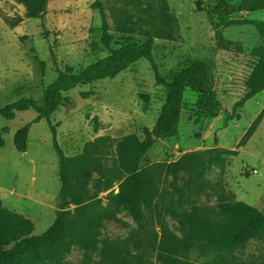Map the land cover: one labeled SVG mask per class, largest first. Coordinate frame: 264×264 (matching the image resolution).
I'll list each match as a JSON object with an SVG mask.
<instances>
[{
	"label": "rangeland",
	"instance_id": "1",
	"mask_svg": "<svg viewBox=\"0 0 264 264\" xmlns=\"http://www.w3.org/2000/svg\"><path fill=\"white\" fill-rule=\"evenodd\" d=\"M226 1L233 4L241 0ZM93 2L49 0L44 12L30 18L23 4L0 0V106L27 97L43 104L44 93L57 78L58 68L80 72L110 53L101 41L102 18L100 11L92 7ZM167 3L177 24L175 37L156 39L152 47L162 75L171 78L193 61L206 63L222 106L216 109L215 116L203 117L195 107L198 93L186 88L177 134L154 138L143 164H170L196 150L225 148L234 152L208 155L213 168L207 178L215 188L204 193L195 195L187 186L186 171L166 172L157 179L156 210L161 213L160 220L145 207L141 210L157 230L165 226L183 236L186 230L178 217L196 204L215 205L223 190L264 210V117L254 134L242 141L264 107V90L233 109L249 90V76L257 62L251 51L264 44V36L248 21L264 20V11L243 10L228 15L218 11V0ZM106 12L113 35L111 48L119 47L120 39L137 44L145 41L138 27L119 32L108 4ZM165 98L166 88L157 83L145 58L113 78L80 84L63 92L51 120L65 155L84 157L91 163L84 179L87 198L117 191V181L108 191L105 186L117 168L118 147L130 135L148 140ZM36 115L33 108L17 112L13 119L0 115V133L5 139V146L0 149V187L6 190L0 188V215L4 221L17 220V215H10L15 212L25 216L34 226L31 234L44 232L54 222L61 203L66 209L75 206L68 195L66 199L60 197L59 160L48 121L42 119L32 125L26 152L14 145L15 132ZM139 229L132 212L124 208L117 219L103 221L95 246L74 245L60 261L47 264H106L102 258L103 242H130ZM137 250L130 243V251L136 254ZM241 256L249 264H264V238L250 241Z\"/></svg>",
	"mask_w": 264,
	"mask_h": 264
},
{
	"label": "trees",
	"instance_id": "2",
	"mask_svg": "<svg viewBox=\"0 0 264 264\" xmlns=\"http://www.w3.org/2000/svg\"><path fill=\"white\" fill-rule=\"evenodd\" d=\"M16 1L24 5L26 16L30 18L44 12L49 2ZM106 4L109 5L119 32H128L138 27L145 35V41L137 44L120 39L119 47L111 48L113 35L110 32ZM92 7L100 11L101 41L110 48V53L80 72H66L58 68L57 78L44 93L43 104H39L33 97H27L0 106V115L8 119H13L19 111L30 108L37 111L31 122L15 132L14 145L21 152L28 150L32 125L42 119L48 121L59 160L62 182L60 197L66 199L68 195L75 205L73 209H66L61 203L54 222L40 234H31L33 224L17 212L10 214L13 217L17 215V220L10 218L4 221L0 215V264H47L60 261L74 245L91 248L98 243L103 221L117 219L118 213L124 208L132 212L140 229L130 242H103L102 258L106 264H155V261L156 264H249L242 258L241 252L250 241L264 238V210L236 199L235 193L223 190L215 205L196 204L191 211L181 214L178 218L186 230L183 236L165 226L157 230L152 222L146 220L141 210V207H145L160 220L161 213L156 210V181L166 172H188L187 186L195 195L214 189L215 186L207 178V173L213 168L208 155L234 153L225 148L196 150L185 153L170 164H143L154 143V135L165 138L177 134L186 88L198 93L195 107L203 117L215 116L216 109L222 106L213 87L210 67L202 61H193L177 70L171 78L162 75L152 54V47L156 39L170 40L175 37L177 24L168 12L167 0H94ZM216 8L228 15L243 10L264 11V0H241L233 4L218 0ZM248 23L253 24L264 36V20L253 19ZM251 54L257 62L249 76V90L235 103L234 110L264 90V44L254 47ZM141 58L150 62L157 83L166 88L165 102L147 141L130 135L118 147V165L105 186V191H108L117 181V191L111 190L105 196L87 198L84 179L91 170V163L84 157L65 155L57 140V129L51 116L59 108L64 91L80 84L113 78ZM263 117L264 107L242 141L254 134ZM4 146L5 139L0 133V149ZM72 179L76 181L71 182ZM130 243L138 249L136 254L130 251Z\"/></svg>",
	"mask_w": 264,
	"mask_h": 264
},
{
	"label": "crops",
	"instance_id": "3",
	"mask_svg": "<svg viewBox=\"0 0 264 264\" xmlns=\"http://www.w3.org/2000/svg\"><path fill=\"white\" fill-rule=\"evenodd\" d=\"M1 189H3L2 187H0ZM4 190V189H3ZM4 191H6V190H4Z\"/></svg>",
	"mask_w": 264,
	"mask_h": 264
},
{
	"label": "water",
	"instance_id": "4",
	"mask_svg": "<svg viewBox=\"0 0 264 264\" xmlns=\"http://www.w3.org/2000/svg\"><path fill=\"white\" fill-rule=\"evenodd\" d=\"M154 138H157V137L154 135Z\"/></svg>",
	"mask_w": 264,
	"mask_h": 264
}]
</instances>
